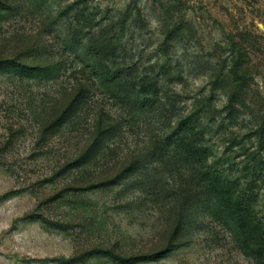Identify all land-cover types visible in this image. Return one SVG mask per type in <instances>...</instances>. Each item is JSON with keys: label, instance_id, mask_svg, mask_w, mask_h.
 <instances>
[{"label": "rangeland", "instance_id": "obj_1", "mask_svg": "<svg viewBox=\"0 0 264 264\" xmlns=\"http://www.w3.org/2000/svg\"><path fill=\"white\" fill-rule=\"evenodd\" d=\"M6 1L0 264H257L159 142L205 96L220 120L237 88L239 114L207 136L238 174L227 137L254 147L247 133L264 123V0ZM10 60L50 73L29 78ZM108 69L118 76L100 81ZM258 190L264 215V181Z\"/></svg>", "mask_w": 264, "mask_h": 264}, {"label": "trees", "instance_id": "obj_2", "mask_svg": "<svg viewBox=\"0 0 264 264\" xmlns=\"http://www.w3.org/2000/svg\"><path fill=\"white\" fill-rule=\"evenodd\" d=\"M14 7V4L7 3L6 0L0 2V11L1 9L11 11ZM3 67L18 69V73L29 78H46L50 73L47 66L34 63L21 65L15 60L6 62ZM117 76L118 74H112L108 69L102 72L99 79L109 82L111 79H116ZM237 93H239L237 88L230 92L229 101L223 107L226 113L220 120H216L215 116H205V113L210 109L208 103L210 96L203 97L202 101L199 99L195 107L180 117L164 134L162 141L159 142V149L167 154L170 153L174 159L182 161L190 167L193 177L197 181L196 184H200L206 196L211 201L213 200L216 207L215 215L233 231L243 252L251 256L257 264H264V215H259V210L256 208L259 197L258 189L264 181V160L262 157L264 123L258 124L247 133L248 136L256 135L258 137V144L254 147L246 146L243 143L244 136L240 138L233 134L227 137L226 153L233 150L235 146L240 147V151L236 155L242 156L237 161L241 166L236 169L239 171L238 174L233 173V165L236 162L230 160V154L214 155L213 147L208 142L207 136L209 133L214 134L224 129L227 126L226 118L233 120L237 117L240 111L235 104ZM85 97L86 89H79L71 101V105L74 102L83 103ZM77 107L79 108V106ZM100 129L101 132L110 130L107 127ZM179 227H182L180 222L177 229ZM160 251L140 252L135 256L120 257L123 261L142 260L155 257L159 255L158 253H163L164 250Z\"/></svg>", "mask_w": 264, "mask_h": 264}]
</instances>
